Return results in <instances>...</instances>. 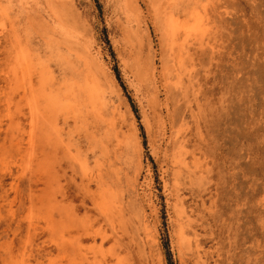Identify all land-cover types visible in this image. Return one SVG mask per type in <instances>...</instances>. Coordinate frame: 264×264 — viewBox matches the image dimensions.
<instances>
[{
	"label": "rangeland",
	"instance_id": "374dc122",
	"mask_svg": "<svg viewBox=\"0 0 264 264\" xmlns=\"http://www.w3.org/2000/svg\"><path fill=\"white\" fill-rule=\"evenodd\" d=\"M0 264H264V0H0Z\"/></svg>",
	"mask_w": 264,
	"mask_h": 264
},
{
	"label": "trees",
	"instance_id": "16d2710c",
	"mask_svg": "<svg viewBox=\"0 0 264 264\" xmlns=\"http://www.w3.org/2000/svg\"><path fill=\"white\" fill-rule=\"evenodd\" d=\"M166 250H167V256L169 257V251H168V249L166 248Z\"/></svg>",
	"mask_w": 264,
	"mask_h": 264
}]
</instances>
